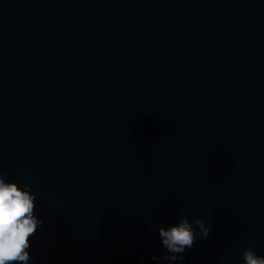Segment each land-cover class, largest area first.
Listing matches in <instances>:
<instances>
[{
	"label": "water",
	"instance_id": "obj_1",
	"mask_svg": "<svg viewBox=\"0 0 264 264\" xmlns=\"http://www.w3.org/2000/svg\"><path fill=\"white\" fill-rule=\"evenodd\" d=\"M0 171L28 264H169L185 216L172 264L264 256V0H0Z\"/></svg>",
	"mask_w": 264,
	"mask_h": 264
},
{
	"label": "clouds",
	"instance_id": "obj_2",
	"mask_svg": "<svg viewBox=\"0 0 264 264\" xmlns=\"http://www.w3.org/2000/svg\"><path fill=\"white\" fill-rule=\"evenodd\" d=\"M35 201L29 185L21 187L15 182H6L0 171V264H28L31 259L28 251L30 238L42 225L35 215ZM194 226L199 228V232ZM211 230L203 219L190 222L186 216L175 225L160 226L158 233L165 249L163 260L169 264L182 261V254L194 246L197 236L206 238ZM151 258L161 259L155 253ZM239 264H264V256L257 255L254 246H250L243 251Z\"/></svg>",
	"mask_w": 264,
	"mask_h": 264
}]
</instances>
